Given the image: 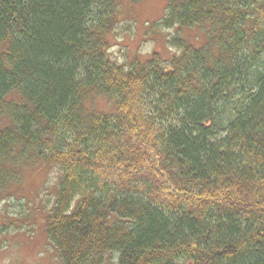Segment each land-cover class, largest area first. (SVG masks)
I'll return each instance as SVG.
<instances>
[{"label":"trees","instance_id":"obj_1","mask_svg":"<svg viewBox=\"0 0 264 264\" xmlns=\"http://www.w3.org/2000/svg\"><path fill=\"white\" fill-rule=\"evenodd\" d=\"M122 1L0 0V188L58 167L62 264H264V0H167L207 40L120 63Z\"/></svg>","mask_w":264,"mask_h":264},{"label":"rangeland","instance_id":"obj_2","mask_svg":"<svg viewBox=\"0 0 264 264\" xmlns=\"http://www.w3.org/2000/svg\"><path fill=\"white\" fill-rule=\"evenodd\" d=\"M167 0L122 1L120 22L110 35L109 52L120 62L133 55L148 58L160 52L170 58L176 51L166 41L180 35L199 47L207 40V28H153L164 16ZM104 109V102H94ZM17 180L0 188V264H62L58 250L49 241L45 218L55 203L59 183L56 165L44 168L30 164L21 168ZM19 178V179H18ZM116 254L105 256V263H114Z\"/></svg>","mask_w":264,"mask_h":264}]
</instances>
